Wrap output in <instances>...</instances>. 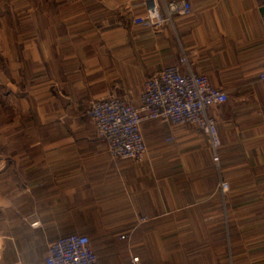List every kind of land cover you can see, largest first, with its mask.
Returning a JSON list of instances; mask_svg holds the SVG:
<instances>
[{
    "label": "crops",
    "instance_id": "obj_1",
    "mask_svg": "<svg viewBox=\"0 0 264 264\" xmlns=\"http://www.w3.org/2000/svg\"><path fill=\"white\" fill-rule=\"evenodd\" d=\"M140 1L0 0V264H43L47 244L70 234L87 239L98 264H126L128 253L139 264H224L231 254L245 264L218 188L231 178V187L264 184V0H191V16L157 30L131 23ZM168 65L226 92L209 110L217 152L193 127L153 121L140 127L139 164L97 162L88 104L118 97L137 106L143 78ZM27 136L44 153L73 156L43 165L42 190L20 173L37 164L12 162L10 143ZM128 232L127 249L117 236Z\"/></svg>",
    "mask_w": 264,
    "mask_h": 264
},
{
    "label": "built area",
    "instance_id": "obj_2",
    "mask_svg": "<svg viewBox=\"0 0 264 264\" xmlns=\"http://www.w3.org/2000/svg\"><path fill=\"white\" fill-rule=\"evenodd\" d=\"M141 13L131 19L134 26L157 30L177 19L187 18L193 13L191 0H141ZM32 46V42H29ZM185 63V58L179 59ZM258 80L264 81V65ZM9 91L5 83L3 92ZM17 97L25 99L26 96ZM228 101L226 92L212 86L207 76L190 70L183 72L177 65L163 66L148 73L142 80L138 93V105L129 100L114 97L88 104L85 115L93 125L96 136L103 142L111 161L127 160L139 164L145 152L140 127L153 121L166 122L171 126H190L209 139L215 152L218 145L216 120L209 115L212 106ZM167 140V139H166ZM225 182L219 183L220 193L227 191ZM140 217L137 223L145 222ZM39 227L38 222L30 223ZM130 232L117 236L118 241L128 242ZM128 252V251H127ZM43 264H98L95 253L87 239L80 235L56 238L46 246ZM126 264H139L138 258L128 253Z\"/></svg>",
    "mask_w": 264,
    "mask_h": 264
},
{
    "label": "rangeland",
    "instance_id": "obj_3",
    "mask_svg": "<svg viewBox=\"0 0 264 264\" xmlns=\"http://www.w3.org/2000/svg\"><path fill=\"white\" fill-rule=\"evenodd\" d=\"M95 138L99 142V145L97 148V152L95 156L93 155V157L97 160V162L98 161L104 162L107 160V156H108L106 153L105 145L96 136V134H95ZM7 139L4 138V142L6 144H9ZM10 144L13 147H16L14 149L15 153L12 156L13 157L12 162L37 164L35 170L28 169L26 171L25 170L20 171V173L22 175L28 173L26 180L28 181V179H31V181H33L31 183H34L39 188V190H42L43 188L41 183H43L44 180H48L50 178L48 176L49 172L46 170V167H43V165L45 166L48 164L73 163L72 155H57L54 153L51 154L44 153L41 149L40 140L37 138H31V136H27L26 138L19 137L14 141H12ZM215 150L217 152L218 145L216 146ZM211 151H212V147H211ZM86 157H89V153L81 156L80 158L82 159L80 162L88 161V158ZM120 161H126L130 163L127 160H120ZM51 173L54 172L51 171ZM233 174H234L233 172H228V178L229 177L231 178ZM263 178H260L259 180L260 183L264 181L262 180ZM231 180L233 179L231 178L226 181H221L227 183L228 185L227 191L223 194L220 193L223 197L221 204V220L225 223V227L228 230L230 228V231L233 227L237 226V228L239 229V234L236 235V239L237 242H239V244L243 248L244 263L251 264L250 261L252 258H256V260L264 259V184H260V186L255 187L253 189L239 188L238 185L237 186L235 185V183H234L235 187L234 186L231 187L230 184ZM237 194H242V195H237ZM229 196L232 197L230 198ZM255 198H257V201L254 202ZM251 199H253V202H250ZM72 205L73 203L66 202V206L68 207V209H71ZM88 206L89 204L83 205V214H86L87 217L89 216L88 213L89 211L85 207ZM82 220H83L82 226L84 228L82 227V230L80 231H85L87 230L88 227V225L86 224H88L89 221L88 218H83ZM252 227L256 229L255 232L247 235L248 231ZM255 236H256L255 242H253L252 240L246 242V239H251ZM233 237L234 236L231 235V237L228 238V243L233 242ZM240 240L242 242H240ZM250 243H255L254 245L256 246H251ZM122 253H124V255L126 256L125 252L122 251ZM233 257H234L233 254H231V256H228V259L224 264H234Z\"/></svg>",
    "mask_w": 264,
    "mask_h": 264
}]
</instances>
